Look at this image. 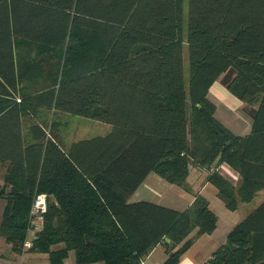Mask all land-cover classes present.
I'll use <instances>...</instances> for the list:
<instances>
[{"label":"trees","instance_id":"obj_1","mask_svg":"<svg viewBox=\"0 0 264 264\" xmlns=\"http://www.w3.org/2000/svg\"><path fill=\"white\" fill-rule=\"evenodd\" d=\"M0 80V236L13 252L140 264L163 244V264H177L217 216L200 194L184 211L130 203L150 173L188 190L190 167L225 163L238 186L207 180L230 211L264 189V0H0ZM217 80L251 117L249 134L215 118ZM59 114L112 129L66 149ZM37 194L47 210L23 249ZM205 264H264V200Z\"/></svg>","mask_w":264,"mask_h":264},{"label":"crops","instance_id":"obj_2","mask_svg":"<svg viewBox=\"0 0 264 264\" xmlns=\"http://www.w3.org/2000/svg\"><path fill=\"white\" fill-rule=\"evenodd\" d=\"M0 83H1V80H0ZM3 87L5 88L4 85H3ZM1 90L3 91L2 86H0V93L2 92ZM6 90L8 91L7 88H6ZM223 94H224V96L228 97V95H229L228 90L226 91V93H223ZM213 102L216 105L215 106L216 111H215V115H214L216 118L218 105H217V102L215 100ZM227 106H229V105H227ZM239 106H241V112H242L241 113L242 116L240 115L239 117L241 120L244 117L243 121H247L250 124L249 132H246L245 134H241L236 128H232V126H231L232 124L229 121H227L225 119H224V121L222 119H220V120L217 118L216 119L220 123H222L225 127H227L234 135L244 136V135L249 134L251 131L252 119L249 115H247V113H245L242 110V103H240ZM225 111L228 112V111H230V109H226ZM3 124L6 127V126H8L9 123L4 122ZM24 125H25V123H24ZM103 126H104V131L106 134H108L112 129L110 125L103 124ZM8 130H9L8 127H6L7 132H8ZM23 133L25 135L26 127L24 128ZM61 135H62V133H61ZM79 137H81V136H78L76 139L71 138V137H68V139L63 138V139H65L64 141H65L66 149H68L72 143H75L79 140H83L82 138H79ZM1 164L5 165L4 172L6 173L5 170L8 169V162H3ZM218 166L213 164L208 169L190 167L189 175L192 176V172L196 170V172H198V177L195 179L196 180L195 185L191 186L190 182L187 183L188 188L191 187V189H192V195H190L188 197L185 196L186 193L181 188L178 189L181 191H176V194L173 197L172 196V187L176 186V185L169 184L165 180L158 177L156 174L150 173L145 178V180L142 182V184L137 188V190L131 195V197L129 198V202L130 203H136V202L143 201V202H150V203H154V204H158V205H163L164 203L154 202L155 199H158L159 201H170L172 203V205H174V206H167V208L174 209L177 211H184L191 206L195 196L200 194V195L204 196L209 201L210 208H211L210 198L213 197V200H214L215 198H218V197L216 195L215 187L210 182H208V180H207V177L210 174L217 172L219 175H221L224 179H226L233 186H238L240 183L238 173L236 171H234L230 166H228L225 163L221 169H220L221 166H219V167ZM1 184L3 186L4 181ZM176 187L178 188L179 186H176ZM206 190H207V193L205 194ZM258 193H264V189L259 191ZM172 200H175V201H172ZM6 204H7L6 200L4 198H0V224H1L2 216H3V212H4ZM178 204L182 205V208L175 207ZM241 204H243V203H240L239 207L241 206ZM239 207H238V209H239ZM213 212L217 216L218 223H219V216L217 215V213L215 211H213ZM224 213H225V211H224ZM226 216H227V218L229 217V215H226ZM218 223H217L216 229L210 235H203L201 237L196 238L193 242V245L180 257L179 262L177 264H205L206 261L212 255V253L219 246H221L222 244L225 243L227 236H228V233L236 225L233 222H231L230 219L228 218L227 223H226L225 228H224V232L218 234ZM33 231L35 232L36 229H34ZM192 235H194V234H192ZM165 241H166V239H165ZM167 243H169V242H167ZM167 250L168 249L165 247V245L159 244L150 252V254L147 257H145L144 261H142L140 264H163L166 261V259L168 258ZM17 258L18 257L15 254L11 253L10 247H9V245L6 244L4 238L0 236V264H15V263H21V262H22V264H24L22 260L18 261ZM46 258H47L46 255H43V254H37V253L32 254L33 264H37V263L42 262V261L44 262L46 260Z\"/></svg>","mask_w":264,"mask_h":264},{"label":"rangeland","instance_id":"obj_3","mask_svg":"<svg viewBox=\"0 0 264 264\" xmlns=\"http://www.w3.org/2000/svg\"><path fill=\"white\" fill-rule=\"evenodd\" d=\"M186 16H187V7H186V1H185V3H184V19L185 20H186ZM22 47H23V50L26 51L27 48L25 47V45H23ZM183 61H184V63H183L184 64V71H185V75L187 78L188 77V52H187L186 47L183 50ZM226 91L227 90L222 86L220 80L215 81L209 88V91H208L209 99L211 101L215 100L217 102V105H218L216 118L219 120L222 119L223 121H224V119L229 121L232 124L231 125L232 128H236L241 134H245L246 132H249L250 124L247 121H243L244 117L242 120L239 117L242 113L241 112V106H239V104L241 102L238 98H236L234 95H232L229 91H228V93H229L228 97L224 96L223 93H226ZM214 105H215V103H214ZM227 105H229V106H227ZM226 109H230V111L227 112V111H225ZM215 111H216V108H215ZM55 119L60 122L59 131L63 135V136L61 135V138L63 137L65 139H68V137H71V138L76 139L78 136H81L79 138L91 139V138H94L97 136H103L106 134L104 131L103 124L96 122V121H93V120H90V119H87V118H82V117L74 116V115H70V114H59L55 117ZM63 138H62V144L65 147V141H64L65 139H63ZM219 166H221L220 167V169H221L224 166V164L222 163ZM4 168H5V165L0 164V189L3 187L1 183L4 181V175H5ZM197 177H198V172H196V170H195L192 172V176H190V175L188 176L187 183L190 182L191 186L195 185L196 184L195 179ZM179 188L180 187L177 188L176 186L172 187V196L173 197L175 196L176 191H181V190H178ZM181 189H183V188H181ZM8 190H9V188H8ZM183 191L186 193L185 196H187V197L192 195L191 187L188 188V190L183 189ZM206 193H207V190L205 191V194ZM263 199H264V193H258L253 198V200L251 202L241 204V206L239 207V209H237V211H230L224 206L223 202L219 198H215L214 200H213V197L210 198L211 209L213 211H215L217 213V215L219 216V223H218V219H217L218 234L224 232V228H225V225L227 223L228 218L230 219L231 222H233L234 224H237L242 219H244L250 212H252L262 202ZM172 201H175V200H172ZM154 202L164 203L163 205H161L164 207L165 206L166 207L167 206H174V205H172V203L170 201H159L158 199H155ZM175 207L182 208V205L178 204ZM224 211L226 214L224 213ZM226 215H229V217L227 218ZM217 223H216V226H217ZM36 230H38V229H36ZM35 232L32 230L30 232V234L28 235V240L30 242L32 241V238L34 237L33 235L35 234ZM10 251H11V253L15 254L18 257L17 258L18 261L22 260L24 264H33L32 254H36V252L24 250L21 254H19V253L13 252L11 249H10ZM37 254H39V253H37ZM37 264H50V263L48 262V259L46 258V260L44 262L42 261V262H39ZM62 264H76L75 258H74V253L70 252L68 254V257L63 261ZM95 264H102V263H95Z\"/></svg>","mask_w":264,"mask_h":264},{"label":"built area","instance_id":"obj_4","mask_svg":"<svg viewBox=\"0 0 264 264\" xmlns=\"http://www.w3.org/2000/svg\"><path fill=\"white\" fill-rule=\"evenodd\" d=\"M47 210V196L45 194H37L35 195L31 208L32 217V225L30 231L34 229H39L42 221V215ZM31 246V242L26 239L23 244V249H28ZM22 264V263H15Z\"/></svg>","mask_w":264,"mask_h":264},{"label":"water","instance_id":"obj_5","mask_svg":"<svg viewBox=\"0 0 264 264\" xmlns=\"http://www.w3.org/2000/svg\"><path fill=\"white\" fill-rule=\"evenodd\" d=\"M166 241H167V242H169V240H168V239H166Z\"/></svg>","mask_w":264,"mask_h":264}]
</instances>
